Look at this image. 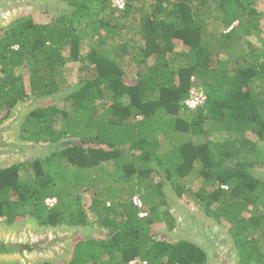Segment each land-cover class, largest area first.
I'll list each match as a JSON object with an SVG mask.
<instances>
[{"label":"trees","instance_id":"obj_1","mask_svg":"<svg viewBox=\"0 0 264 264\" xmlns=\"http://www.w3.org/2000/svg\"><path fill=\"white\" fill-rule=\"evenodd\" d=\"M56 1L68 10L0 32V123L29 97L70 88L62 103L35 106L21 121V140L57 148L0 167V218L55 227L97 216L110 235L76 240L66 264H206L196 243L156 233L159 223L173 225L169 187L229 224L241 263L264 264V182L256 174L264 166L256 141H264V48L254 42L264 11L255 0H125L122 9L111 0ZM131 15L136 24L123 31ZM87 26L96 43L83 57ZM68 59L89 71L72 87ZM197 87L205 100L189 108L184 101ZM209 128L224 137L212 140ZM109 186L112 198L100 193ZM82 189L91 191L86 207ZM46 198L56 201L49 207ZM81 243L91 244L85 255L74 251Z\"/></svg>","mask_w":264,"mask_h":264},{"label":"rangeland","instance_id":"obj_2","mask_svg":"<svg viewBox=\"0 0 264 264\" xmlns=\"http://www.w3.org/2000/svg\"><path fill=\"white\" fill-rule=\"evenodd\" d=\"M255 8L260 10V11H264V0H255ZM142 1H140L141 3ZM147 4V3H145ZM65 7H63L58 1L56 0H47L45 2H42L40 4H32V5H28V6H24L23 8L14 11L13 13H10L7 23L6 24H0V32L1 29L6 28L8 26H10L13 23H18L19 20H24V19H33L35 22H47L50 20V17L53 16L54 14L58 15L61 12H64L68 9H64ZM138 15H136L135 17H137ZM126 20V26L125 28L127 29H123V31H126L128 29H131L130 27V23L132 22L133 24H136L134 21V15L128 17ZM236 24V22L234 23ZM232 24V26L234 25ZM231 26H229L227 28V30L230 28ZM81 33H85V39L81 41L80 45V53L83 54V57L85 56V54L89 51L90 47L94 46V44L96 43V36L94 35L93 30L91 29L90 26L84 27L80 29ZM113 36L106 37V44L107 43H112V45H117L116 41H113ZM257 39H255L254 42H256V44H259V46H261L262 48H264V18H261L260 20V24H259V32L257 33L256 36ZM175 49H177V47H175ZM65 56L69 55L68 51H64L63 53ZM69 58V56L67 57ZM131 58L130 53L126 52L123 56H122V60L121 61H126L128 64L126 66L127 69V73L131 74L134 73L136 71V66L134 63H129ZM149 62L153 61V58L148 59ZM82 66V64L78 61H72L71 59H68L66 61V63L64 64L63 70H64V74L66 77V84L70 85L71 87L76 84V82L80 79L81 74L82 75H86L88 68H85L83 66V68L81 70H79L78 67ZM9 69V68H8ZM21 70L17 69L16 73L18 74ZM89 73V71H88ZM4 73H2L1 75H3ZM24 79H27V76H24ZM254 83L251 84V88L254 91V93H256V89H253ZM194 90H200L203 91L204 89L202 87H197V88H192ZM70 90V88L65 89L63 91L58 92L55 95L52 96H48L45 98H37V97H29L26 101L23 102H19L17 103V106L14 110H12L9 114L8 117H15L16 116V112L15 110H19V112H21V120L19 122L18 125H16L14 132H13V138L19 141H22L19 139L18 137V131L20 128V123L23 120L24 116L26 115V113H28L32 108H34L35 106H39V105H44L47 104L49 102H59L60 100H62V98L67 94V92ZM261 91V95L264 98V86H260ZM59 103H62V101H60ZM186 113V112H185ZM184 113V114H185ZM182 114V113H181ZM180 114V115H181ZM5 115V111L2 112L0 114V118H2ZM7 117V118H8ZM6 118V119H7ZM137 118H141L140 116H138ZM6 119H4L3 121H5ZM2 121V122H3ZM1 122V123H2ZM209 131L211 130V128L208 129ZM211 132V133H210ZM209 133V137L212 140H218L224 137V133L218 130H211ZM200 138L203 137L202 134L199 135ZM257 141V151L260 154H264V141L262 140H256ZM35 147L33 149V151H29L27 152L24 157H21L19 160L13 161V162H22L24 160H28L31 159L33 157H44L45 155L49 154V152L53 151L54 149L57 148V144L54 143H35ZM9 162H1L0 166H6L9 165ZM264 182V166L259 168L257 170L256 173ZM154 183V182H153ZM199 182L197 184L193 183L194 186H199ZM118 188V187H117ZM109 189V192L107 191ZM108 189H106V187H100V193L102 194V196H106L108 198H112L116 195V192H112L114 190V187H108ZM111 189V190H110ZM119 189V188H118ZM112 192V193H110ZM166 199L168 201V205L166 207H168L167 211L168 213L172 216L173 218V225L172 228L170 229V231L167 229V227L169 228V225H166L164 223H159L155 226H157L156 229V233L159 235H168V238L170 237L172 240H177V239H182L183 237H185L184 235V231L182 229V223L183 220L185 219V217L189 216L190 212H198L200 215L205 216V220L210 221L213 218L209 217L207 215L204 214V212L200 211L199 209H197L196 207H194V205L192 203H188L185 202V200L187 199H181L179 197H177L176 193L171 190L169 187L166 188ZM79 197V201L82 202L84 204V206H88L90 203V198H91V191L87 190V189H82L81 191H79L78 193ZM127 194L125 193V195L123 196V199L127 198ZM140 203H142L141 199L139 196H136ZM139 203V204H140ZM216 207V206H214ZM159 210L163 211V208H160ZM145 212H147L146 210L143 211L144 214H146ZM87 221L88 224L86 226H73V225H62L61 227H59V229L61 230H68L70 228H79L82 232V234H86L88 235V237H107L108 235H110V233L107 231V229L105 228L104 225L101 224L102 220H96V217L94 214H87ZM249 214H246V216ZM214 220V219H213ZM222 223L224 224H219L222 225L223 228L228 232V227L229 224L224 220L221 219ZM15 227V228H19L21 226V224L17 223L14 225L11 224H6L3 221V218H0V229H11V227ZM33 231H40L41 229H36L34 226L32 227ZM241 239H239V242L243 240L244 236H240ZM245 238V237H244ZM233 240V239H232ZM96 246L98 248L99 243L95 242ZM73 245L74 242L70 245V247L68 248L70 251L73 249ZM89 245H91L90 243H81L78 244L77 247L75 248L74 246V251L75 253H78V255H82L84 253H86L87 248L89 247ZM236 248V247H235ZM237 250V249H236ZM238 254V251H237ZM85 255V254H84ZM77 256H75L73 258H76ZM45 261L41 262V261H34L33 264H43ZM132 263H134L133 261H131ZM12 264V263H9ZM238 264H246V262H240V258L238 259Z\"/></svg>","mask_w":264,"mask_h":264},{"label":"water","instance_id":"obj_3","mask_svg":"<svg viewBox=\"0 0 264 264\" xmlns=\"http://www.w3.org/2000/svg\"><path fill=\"white\" fill-rule=\"evenodd\" d=\"M47 0H0V24H6L10 13ZM17 104L12 108L14 110ZM0 123V163L19 160L33 151L35 143L16 140L13 132L21 120V112ZM20 139V138H19ZM21 140V139H20ZM7 166V165H6ZM1 167V166H0ZM3 167V166H2ZM182 223L185 237L200 246L206 254V264H238L239 256L230 234L215 220L207 221L198 212H190ZM19 223V222H18ZM17 223H13L14 225ZM21 226L0 229V264H33L34 261L66 264L72 255L68 248L76 240L86 239L79 228L61 230L59 227H37L30 219ZM41 229L33 231L32 227ZM170 240H172L169 237Z\"/></svg>","mask_w":264,"mask_h":264},{"label":"built area","instance_id":"obj_4","mask_svg":"<svg viewBox=\"0 0 264 264\" xmlns=\"http://www.w3.org/2000/svg\"><path fill=\"white\" fill-rule=\"evenodd\" d=\"M111 4L115 8L122 9L124 7L125 0H111ZM204 100H205V95L202 91L192 89L189 91V95H188L187 99L185 100V104L189 108H194L195 106L201 104ZM132 199L134 200V202L138 206H141V203L136 196H134ZM55 201H56L55 198H46L45 199V203L49 207L52 206L55 203ZM140 215H145V214L141 213Z\"/></svg>","mask_w":264,"mask_h":264},{"label":"clouds","instance_id":"obj_5","mask_svg":"<svg viewBox=\"0 0 264 264\" xmlns=\"http://www.w3.org/2000/svg\"><path fill=\"white\" fill-rule=\"evenodd\" d=\"M190 90H192V88H191ZM202 92L204 93V91H202ZM204 95H205V93H204ZM186 99H187V98H186ZM186 99H185V100H186ZM184 104H185V101H184ZM185 106H186V104H185ZM141 213H143V211H141V212L139 213V216H141V217H143V216L146 215V214H145V215H140ZM145 213H146V212H145Z\"/></svg>","mask_w":264,"mask_h":264},{"label":"flooded vegetation","instance_id":"obj_6","mask_svg":"<svg viewBox=\"0 0 264 264\" xmlns=\"http://www.w3.org/2000/svg\"><path fill=\"white\" fill-rule=\"evenodd\" d=\"M132 264H134V263H132Z\"/></svg>","mask_w":264,"mask_h":264}]
</instances>
